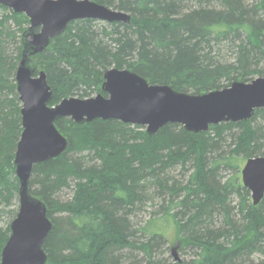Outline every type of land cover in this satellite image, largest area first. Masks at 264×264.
Segmentation results:
<instances>
[{"label":"trees","instance_id":"obj_1","mask_svg":"<svg viewBox=\"0 0 264 264\" xmlns=\"http://www.w3.org/2000/svg\"><path fill=\"white\" fill-rule=\"evenodd\" d=\"M93 1L129 13L131 19L105 21L100 27L95 19L71 21L44 51L31 57L35 75L46 72L53 92L50 105L72 95L106 94L104 73L113 67L190 94L264 76V0ZM9 20L18 25L17 33ZM27 23L29 17L13 9L0 17V218L8 210L14 219L18 211L13 205L20 187L14 160L23 127L15 75ZM14 40L18 44L12 56L7 45ZM263 113L259 108L248 120L222 122L199 133L168 123L154 135L134 133L130 124L115 119L74 121L78 124L73 122L74 126L65 117L58 119L59 131L68 134L67 149L34 165L30 178L32 194L44 201L53 222L44 245L46 264H124L129 250H140L147 258L144 264H165L154 259V248L165 237L159 230L161 219L148 221L142 231L151 238L139 241L129 214L142 200L140 179L190 160L193 171L179 197L185 210L162 218L173 220L198 254L176 264H264V198L257 205L249 203L245 197L249 190L235 175L240 161L264 155L261 130L253 125ZM226 132L232 143L224 154ZM81 152L91 153L89 163L77 156ZM222 169L233 170L235 177L223 183ZM71 180L72 198L55 200L53 196ZM233 192L243 194L239 203L243 222L230 216L228 200ZM178 193L179 187L173 194ZM174 200L168 203L172 206ZM218 210H225V226L209 228L208 220ZM57 212L60 217L53 216ZM10 233V224L0 227V262ZM254 253L260 254L256 260L250 258ZM136 261L131 264H143Z\"/></svg>","mask_w":264,"mask_h":264},{"label":"water","instance_id":"obj_2","mask_svg":"<svg viewBox=\"0 0 264 264\" xmlns=\"http://www.w3.org/2000/svg\"><path fill=\"white\" fill-rule=\"evenodd\" d=\"M0 5L25 13L29 27L22 35V59L16 70V84L22 102V127L15 154L16 175L20 181L19 207L10 224L0 264H46L44 245L53 229L47 205L31 192L34 165L61 155L68 146L56 121L70 117L78 124L95 119H115L146 125L154 135L168 123H178L187 131L199 133L211 125L239 122L264 108V76L251 81H234L230 86L190 94L170 85L150 84L130 69L109 68L104 73L102 91L94 97L70 96L50 105L53 92L46 72L35 76L32 56L44 51L51 40L65 32L69 22L95 19L129 22V13L109 8L93 0H0ZM243 185L252 192L253 204L264 198V156L251 157L241 169Z\"/></svg>","mask_w":264,"mask_h":264},{"label":"rangeland","instance_id":"obj_3","mask_svg":"<svg viewBox=\"0 0 264 264\" xmlns=\"http://www.w3.org/2000/svg\"><path fill=\"white\" fill-rule=\"evenodd\" d=\"M11 14V8H5L0 9V17H4L5 15ZM97 26H102L106 22L102 20L96 21ZM8 25L12 28V31L14 30V33H17L18 25L13 21L9 20ZM30 24H26L25 27H28ZM17 35V34H16ZM18 43H15L14 41H11L8 46V52L10 55L15 56L16 55V46ZM226 55V51L223 53ZM228 55L230 53L228 52ZM227 56V55H226ZM38 74L36 73L35 76ZM18 93V92H17ZM98 93L95 92L89 97H94ZM19 95V94H18ZM105 95V94H103ZM78 98H84L80 95H72ZM70 97V96H68ZM87 97V98H89ZM50 104V103H49ZM64 120H66L71 126L73 125V119L70 117H65ZM75 123V122H74ZM76 124V123H75ZM128 124V123H127ZM176 124V123H175ZM78 125V124H76ZM253 125L255 127H258V129L261 130V150L264 153V113L262 115H259L256 120L253 122ZM130 131H133L134 133H141L145 134L146 131V125H138V124H130ZM237 131L236 129H234ZM209 131V130H207ZM205 131V132H207ZM213 131H211L212 133ZM67 134V131L64 132V136ZM212 136H216L214 133H212ZM225 141L221 145V152L224 154L229 153L230 150V144L232 143V135L230 132L225 133ZM68 137V134H67ZM216 138V137H215ZM234 147V146H233ZM81 156L85 162L89 163L90 159H92V155L90 152H81V154L77 155ZM262 156V155H259ZM264 156V155H263ZM257 157V156H255ZM246 162V159L243 161H240V170L238 173H235L237 175L238 179L241 180V169L243 168L244 164ZM193 171V166L191 165V160L186 163L185 165L181 162H178L172 166H170L165 171H159L158 174L151 175L147 174L145 178L140 179V185H142L143 191H142V200L138 202L132 209L129 214L130 224L133 227L134 230L137 231V238L139 241H145L149 240V237L147 233H143L142 230L147 226V222L152 220L156 221L159 219L160 223V229L165 233V237L162 236V241L157 244L154 248V259L165 263V264H176L181 261H188L191 258H194L198 254V250L191 246V244H187L185 240H183L182 237L184 236L182 231H178V228L176 227V223L171 220L170 222H166L162 217L169 216L177 212L184 211V208H181L179 205V200L184 193L180 188L188 183L189 177ZM221 179L224 183L228 179H232L235 177L234 171L231 169H222L221 172ZM233 182V180H231ZM75 182L73 180L70 181V186L67 188L62 189L61 191L57 192L53 198L59 202H66L69 201L74 193V184ZM179 187V193L173 194L174 189H177ZM172 190V194L170 190ZM181 193V194H180ZM242 193L240 192H233L228 200V208L230 210V216L234 220L242 221V214L239 212V203L242 199ZM248 198V202L252 203V192L249 190V196H245ZM170 198H174L175 202L171 206L168 202ZM13 205H15V208L19 207V200L13 202ZM13 207V206H12ZM170 209V213L168 211ZM61 214L54 213V217H60ZM187 217V215H186ZM156 219V220H155ZM242 219V220H241ZM12 217L9 214L8 210H6L5 214L0 218V227L6 228L9 224L12 222ZM225 210H218L215 211L212 218L208 220L207 225H209V228L212 229H218L220 227L225 226ZM161 224H164L163 226ZM151 238V237H150ZM129 253L128 259L124 261V264H131L133 261L137 259L136 262L146 263L147 258L140 250H134V251H127ZM260 254L254 253V255L250 256V258H258ZM249 258V259H250ZM256 260V259H255Z\"/></svg>","mask_w":264,"mask_h":264},{"label":"bare ground","instance_id":"obj_4","mask_svg":"<svg viewBox=\"0 0 264 264\" xmlns=\"http://www.w3.org/2000/svg\"><path fill=\"white\" fill-rule=\"evenodd\" d=\"M19 94V93H18ZM19 100H20V98H19ZM20 103H21V109H22V102H21V100H20Z\"/></svg>","mask_w":264,"mask_h":264}]
</instances>
